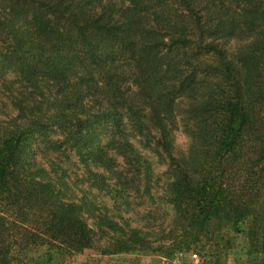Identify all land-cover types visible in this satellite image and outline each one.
Segmentation results:
<instances>
[{"label":"trees","instance_id":"trees-1","mask_svg":"<svg viewBox=\"0 0 264 264\" xmlns=\"http://www.w3.org/2000/svg\"><path fill=\"white\" fill-rule=\"evenodd\" d=\"M230 40L241 42L232 53ZM0 69L17 75L2 81L15 112L0 109V264L93 241L82 203L63 197L32 146L107 168L94 127L125 118L135 135L162 131L177 99L191 144L171 170L174 222L189 237L247 221V254L264 256V0H0ZM54 127L62 139L48 137ZM107 145L148 178L127 141ZM130 231L109 246L144 243Z\"/></svg>","mask_w":264,"mask_h":264},{"label":"rangeland","instance_id":"rangeland-1","mask_svg":"<svg viewBox=\"0 0 264 264\" xmlns=\"http://www.w3.org/2000/svg\"><path fill=\"white\" fill-rule=\"evenodd\" d=\"M238 44L241 42L230 40L226 47L232 53ZM16 78L13 71L0 69V100L4 103L0 109L7 116L15 111L6 103L2 81ZM135 90L130 87L131 92ZM92 104L94 109L106 105L98 101ZM186 104V99L175 100L171 121L162 122L165 124L162 131L149 124L143 136L135 135L125 118L118 130L112 125H107L108 128L103 125L94 127L89 132L93 143L91 147L103 146V151L112 160L107 168L90 161L82 162L74 149L59 154V150L42 149L41 144L32 146L33 159L39 164L37 166L46 170L61 189L63 197L82 203L81 217L92 230L93 241L89 247L79 251L51 249L44 254L43 248H40L22 254L14 253L17 259L11 263L169 264L173 258L188 261L190 253L194 252L204 257L206 264H264L262 254H247V221L237 223V230L234 231L224 228L217 233L210 228H203L201 232L188 237V234H181L173 220L171 170L191 144L184 139V134L189 136L181 113ZM40 109L44 111L45 106ZM3 118L0 113V119ZM53 130L48 133V137L51 140L62 139L61 130L56 127ZM110 139L127 141L146 161L149 166L147 179H143L136 167L128 163L117 149L107 145ZM52 158H56V164L49 161ZM98 174L103 175V178L100 179ZM59 182L66 183V188ZM103 217L113 224L103 223ZM131 229L139 231L138 235L145 240L144 243H130L126 248L119 249L109 246V237H124L130 234Z\"/></svg>","mask_w":264,"mask_h":264},{"label":"built area","instance_id":"built-area-1","mask_svg":"<svg viewBox=\"0 0 264 264\" xmlns=\"http://www.w3.org/2000/svg\"><path fill=\"white\" fill-rule=\"evenodd\" d=\"M169 264H205V259L197 253H190L188 261H181L173 258L169 261Z\"/></svg>","mask_w":264,"mask_h":264},{"label":"clouds","instance_id":"clouds-1","mask_svg":"<svg viewBox=\"0 0 264 264\" xmlns=\"http://www.w3.org/2000/svg\"><path fill=\"white\" fill-rule=\"evenodd\" d=\"M184 139H185V141H187V142H191V137L190 136H188L187 134H184Z\"/></svg>","mask_w":264,"mask_h":264}]
</instances>
